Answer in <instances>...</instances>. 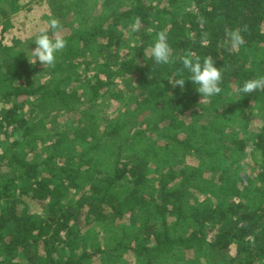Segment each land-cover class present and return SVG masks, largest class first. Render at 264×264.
<instances>
[{
    "label": "trees",
    "instance_id": "1",
    "mask_svg": "<svg viewBox=\"0 0 264 264\" xmlns=\"http://www.w3.org/2000/svg\"><path fill=\"white\" fill-rule=\"evenodd\" d=\"M4 1L13 12L22 9L17 0ZM45 2L51 12L46 23L55 17L68 27L66 47L44 69L46 80L33 84L43 69L26 56H11L10 46L0 48V56L7 54L0 58V97L12 101L0 118V264H126L120 260L126 255L133 264H264V90L238 91L246 80L264 76V0ZM114 2L123 6L109 13ZM136 17L142 26L133 32ZM245 24V44L227 51L225 28ZM161 30L168 33L174 60L167 65H157L145 49ZM97 37L104 40L95 50L108 53L96 65L84 102L67 88L68 72ZM186 49L201 60H216L223 76L220 94L202 100L188 71L177 75ZM113 69L132 78L135 93L120 111L123 117L107 121L101 115L99 129L82 105L117 97L111 94L114 80L99 76ZM179 78L186 80L183 89L169 82ZM29 103L78 111L82 126L89 125L87 134L70 138L60 131L50 154H28L23 148L42 140L34 110L26 115ZM140 116L146 129L125 130L129 118ZM4 136L12 137L6 147ZM159 137L165 143L150 146ZM245 158L254 165L246 169ZM106 162L113 164L111 171L99 169ZM38 169L50 171L49 177H40ZM103 215L112 216L104 230L109 237L87 250L83 237L95 230L91 225L83 231L82 223L92 217L101 222ZM125 216L129 225L114 223Z\"/></svg>",
    "mask_w": 264,
    "mask_h": 264
},
{
    "label": "rangeland",
    "instance_id": "2",
    "mask_svg": "<svg viewBox=\"0 0 264 264\" xmlns=\"http://www.w3.org/2000/svg\"><path fill=\"white\" fill-rule=\"evenodd\" d=\"M17 4H19L22 9L13 12L11 10V4L5 2L4 0H0V48L1 45L10 46L11 51L9 54L11 56L14 55H23L32 60L31 57V51L34 50L36 47L35 45V38L39 34V30L42 27H46L47 23L45 20L46 15H50V9L45 2H39L38 0H17ZM123 4L121 2H114V4H108L109 13L114 12L115 9L118 7H122ZM6 9L7 14L2 15L1 9ZM188 9H193V6L188 7ZM7 25V29L3 30V28ZM129 30L128 28H125V33ZM62 35H65L68 32V27L62 26L61 28ZM156 35V34H155ZM156 38V37H155ZM154 38V39H155ZM104 38L97 37L94 40V45L92 46V49L85 50L84 54L76 59L75 62H78V65L74 69H70L68 72V75L71 77L72 81L67 85V88L72 89L73 91H76L81 97V99L85 102L89 97V91L90 86L93 82L94 75L97 73L96 71V65L98 62H104L106 60V53L107 51L102 53L101 55L98 51L95 50V44L102 42ZM127 40V38H125ZM153 42L145 47L146 51L149 53L151 47L153 46ZM2 50H0L1 52ZM101 51H104L101 49ZM119 54L123 53L124 50H120ZM4 52L1 53L0 58L2 59L5 57ZM57 56V55H56ZM38 68L43 69L41 70L37 75L34 77V83H41L46 80V78L49 76L47 72L45 73L44 69H48L49 66L45 67L42 65L38 60L35 63ZM117 70H106L104 72H100L99 76L102 79L107 78V75L110 77V79L114 80L115 86L112 89L113 95L109 99H105L103 101V104L101 102V99H99L95 105L92 103H86L83 104L82 107H84L88 114L94 115L95 121L99 122V129H101V115H105V118L107 121L110 119H115L118 114H120V117H123V114L120 113L121 110L125 109L126 102L128 100V97L135 93L134 85L135 82L132 80V78L128 76H121L116 73ZM75 80H74V78ZM116 97V98H115ZM11 99L10 98H3L0 97V118L2 117L4 111L11 106ZM22 103H24L22 101ZM39 103V100L36 102ZM87 104L89 106H87ZM26 115L30 114V110H34V123L36 127L38 126L37 134L39 137L42 138L41 141L34 142L31 146H27L23 148L25 152H27L30 155H33V152L36 154H41L42 157L46 156L47 154L51 153V150L48 149V146L50 143L53 144L54 141H56L57 137L59 136L60 131H65L70 138H73L74 134H79L83 136L84 134H87L86 129L89 128V125L82 126V117L79 116V112H62L61 111H53L50 106L47 105L44 107H40L35 103H29L26 104ZM88 107V108H87ZM132 107V106H131ZM90 109V110H89ZM53 111V112H52ZM90 111V112H89ZM133 119L136 118H129L127 124H125V130L128 126V131L130 133L134 132L136 129L142 130L146 129V122L142 118V116L137 117V119L129 125ZM90 118L87 123H92L94 121ZM83 121V120H82ZM113 121V120H112ZM11 128V127H10ZM78 129L82 130L81 132H78ZM98 135H101V130H99ZM153 135V134H152ZM239 135L244 138V134H241L239 132ZM1 141H3V146L6 147V144L10 143L12 141V137H2ZM165 138L159 137L158 139H155L156 143H152L150 146L161 145L165 143ZM3 149V148H2ZM0 149V152L1 150ZM77 152L82 151V145L77 144L76 146ZM89 155L87 152L84 151L83 157L87 158ZM58 160L54 161L55 166L52 167L51 172L55 173L56 169V163ZM56 162V163H55ZM61 162V160H60ZM244 164L246 166V169H248L249 166L254 165V161L245 158L243 160ZM59 166V165H58ZM152 167V166H151ZM8 167H6L7 169ZM54 168V169H53ZM154 167H152L153 169ZM99 169H103L106 171H111L113 169V164L111 162H106L103 164V166H100ZM47 173L44 171V169H38V175L40 177L47 178L49 177V172ZM150 175H153L152 172H150ZM22 184V183H21ZM30 202V201H29ZM30 204V210H32L37 215H40L42 211L38 208V205L29 203ZM87 209L85 210V212ZM112 219V216L110 215H103L102 221L95 223L98 221V218L92 217L88 219L87 225H84L82 223V230L84 231L87 228H90L92 225V229L95 230L93 234H90L88 236H84V243H85V249L91 250L93 248H100L105 244L106 237H109V234H107L105 228L111 227V225H107L108 221H106V218ZM84 219V215L82 217ZM92 221L90 224L89 222ZM115 224L118 223H124L125 225L128 224L127 216H125L123 219L115 220ZM130 231L132 229L130 228ZM105 233L107 235H105ZM86 234V232H85ZM89 237V238H88ZM113 237L116 239H120L121 235L115 234ZM233 251V250H232ZM131 256V255H129ZM126 255L125 258L120 259L122 262H125L126 264H133L132 259ZM198 261V262H197ZM197 263H200V259L196 260Z\"/></svg>",
    "mask_w": 264,
    "mask_h": 264
},
{
    "label": "clouds",
    "instance_id": "3",
    "mask_svg": "<svg viewBox=\"0 0 264 264\" xmlns=\"http://www.w3.org/2000/svg\"><path fill=\"white\" fill-rule=\"evenodd\" d=\"M142 26V20L140 17H136L134 23L130 26L133 32L140 31ZM61 22L58 18L52 17L47 21V26L42 27L39 30V34L36 36L34 42L36 47L32 50L31 64H35L37 60L44 65L54 66L56 62V54L61 52L67 45V41L61 32ZM51 30L52 34L49 35ZM225 44L228 45L227 51H238L242 45L245 44V38L242 33L248 31V25H243L242 28H236L235 30L225 28ZM207 33L202 34V40L207 39ZM150 55L154 58L157 65H167L174 63L172 59V49L168 43V33L166 30H161L156 33V38L153 46L150 49ZM221 58V57H220ZM180 61L183 65L177 75L182 77L183 70L186 69L190 74L189 79L195 85H198L197 91L204 98H211L221 93V83L223 80L221 68L215 66L216 60L211 56H205L203 60L194 51L186 49L184 54L180 57ZM185 79L179 78L173 81H169L173 87L179 86L183 89L185 85ZM257 90H264V76L252 78L246 80L242 88L238 89L239 92L250 94Z\"/></svg>",
    "mask_w": 264,
    "mask_h": 264
}]
</instances>
